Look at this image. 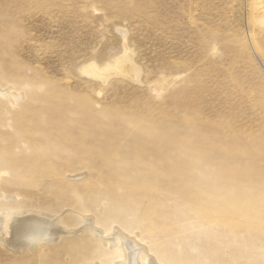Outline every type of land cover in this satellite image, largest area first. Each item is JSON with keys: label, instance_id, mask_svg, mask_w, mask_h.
Instances as JSON below:
<instances>
[{"label": "rangeland", "instance_id": "374dc122", "mask_svg": "<svg viewBox=\"0 0 264 264\" xmlns=\"http://www.w3.org/2000/svg\"><path fill=\"white\" fill-rule=\"evenodd\" d=\"M257 4L0 0V216L68 232L0 264H264Z\"/></svg>", "mask_w": 264, "mask_h": 264}, {"label": "bare ground", "instance_id": "6f19581e", "mask_svg": "<svg viewBox=\"0 0 264 264\" xmlns=\"http://www.w3.org/2000/svg\"><path fill=\"white\" fill-rule=\"evenodd\" d=\"M258 7H259L258 10L260 11L257 12L255 9L256 13L259 14L264 13V5L261 4ZM19 215L21 216V214L19 213L16 214L8 213V214H3V216L2 215L0 216V239L7 247L19 248L21 245L24 246L27 245L29 247L36 246L37 248L41 245H45L51 243L52 241H56V239H58L59 237H61L66 233L58 226L56 222L47 220L43 218V216L39 217L38 215V217H22V216L20 217ZM22 215L24 216V213ZM94 232H95V237L97 239L103 242L106 240L103 239L100 234H98V231H94ZM66 234H68V232ZM119 242L121 248H123L124 251V252L122 251L124 253L123 254L124 260L122 259L123 261L120 264H139V259H141L139 258V255L141 257L142 254L139 251V249H137L134 244L126 243L124 238ZM118 263L119 262L115 264Z\"/></svg>", "mask_w": 264, "mask_h": 264}]
</instances>
